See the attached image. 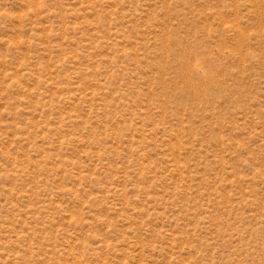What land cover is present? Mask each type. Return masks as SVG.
<instances>
[{
	"label": "clouds",
	"instance_id": "clouds-1",
	"mask_svg": "<svg viewBox=\"0 0 264 264\" xmlns=\"http://www.w3.org/2000/svg\"><path fill=\"white\" fill-rule=\"evenodd\" d=\"M0 30V264H264V0H0Z\"/></svg>",
	"mask_w": 264,
	"mask_h": 264
},
{
	"label": "rangeland",
	"instance_id": "rangeland-1",
	"mask_svg": "<svg viewBox=\"0 0 264 264\" xmlns=\"http://www.w3.org/2000/svg\"><path fill=\"white\" fill-rule=\"evenodd\" d=\"M11 7L15 10L18 7V5H16L15 3H13L11 5ZM8 27L9 28H13L14 27V23L13 24H9ZM11 34L12 33L9 32V31L0 30V36H8V35H11ZM259 47L262 48V49H264V44H261ZM102 230L103 229L101 228V231ZM146 264H166V257L160 256L159 254H154L153 255V258L150 259V260H148L146 262Z\"/></svg>",
	"mask_w": 264,
	"mask_h": 264
}]
</instances>
